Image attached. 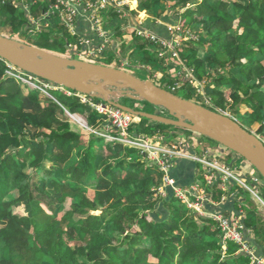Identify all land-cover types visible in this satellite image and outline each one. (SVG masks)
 Instances as JSON below:
<instances>
[{
  "label": "trees",
  "instance_id": "1",
  "mask_svg": "<svg viewBox=\"0 0 264 264\" xmlns=\"http://www.w3.org/2000/svg\"><path fill=\"white\" fill-rule=\"evenodd\" d=\"M139 1L142 10L169 24L178 21V11L186 8L183 23L202 26L203 43L207 45L204 57L195 47L187 49L188 67H194L201 79L206 74L212 78L209 86L213 84L210 92L214 106L202 105L227 110L221 91L227 86L230 116L249 131L258 124L257 134L263 137L264 0ZM166 4L173 11V19L168 17ZM27 25L16 6L0 4L1 34V29L22 32L32 40L31 45L62 53L67 52L68 42L75 40L67 30L52 29L53 22L32 39ZM148 26L160 34L168 31L151 19ZM121 30H117L118 35ZM143 50L148 52L145 47ZM115 57L105 58L104 65L111 66ZM150 62L154 65L157 60ZM9 64L0 58V264H250V255L237 253V243L224 244L215 219L203 221L198 213L192 214L173 188L163 183L165 173L147 153L118 141L106 142L98 131L83 134L72 128L65 115V110L84 114L96 130L105 126L96 110L77 96L51 90L55 93L51 98L38 88L24 85L8 75ZM209 70L220 72L212 76ZM173 81L170 78L168 86H160L171 88ZM126 98L131 99L124 96L122 100ZM94 100L105 102L97 97ZM243 104L248 110H241ZM171 127L177 126L141 117L131 132L154 137ZM111 128L109 132L117 134ZM178 132L170 131L164 141L173 140ZM192 132L195 138L187 139V147H197L199 137H203ZM163 185L166 196L162 201L155 194ZM223 193L218 189L215 198L220 200ZM237 196L243 197L239 202L245 207L244 193L238 190ZM21 203L24 214L14 211ZM244 222L256 234L246 230L248 242L257 254H264V218L258 215Z\"/></svg>",
  "mask_w": 264,
  "mask_h": 264
},
{
  "label": "rangeland",
  "instance_id": "2",
  "mask_svg": "<svg viewBox=\"0 0 264 264\" xmlns=\"http://www.w3.org/2000/svg\"><path fill=\"white\" fill-rule=\"evenodd\" d=\"M25 3L30 7L31 5V13L28 15V13L24 10V8H20L18 9L21 13L24 14V17L26 18V21L30 22V20L32 18H34V20H38L37 18L40 15V11L43 7H48V1L47 0H38L37 3L32 4L29 0H24ZM129 1L130 4H132V7H130V9L132 11H134V13H136L135 15L137 17L140 16V19L142 21H145L143 19H146V21H148V19H152V17L154 16L155 18L158 17L155 14H153V12L151 11H142V7L140 5V1L139 0H135V2L137 3L135 5V9H133V3L131 0H127ZM202 1V0H200ZM167 5V4H166ZM167 9H169V6H166ZM162 9V6H161ZM112 7H107L106 10L102 11L99 13V19L101 22V27H103L107 32L109 31H117L120 27H122L123 25H127L125 22L124 17H122L121 15L118 14H111L112 12ZM142 13L140 14L139 13ZM177 11V10H176ZM186 11V8L183 10L178 11L179 14H181L178 22L179 24L183 21V13ZM146 13V14H144ZM145 15V17H143ZM147 15V18H146ZM159 18V17H158ZM54 19V26H51L52 29L56 28L58 30H63L66 31L67 28L66 26L63 24L62 20L60 19V17L58 15H54L53 16ZM137 20V19H136ZM139 20V18H138ZM43 25L46 24V22L43 20L41 21ZM140 22V20H139ZM143 23V22H142ZM170 26V24H167ZM189 27L191 28L190 30L187 27H183L184 29H186L187 31H190L191 35H187L186 37H184V39L181 42V48L179 49V51L175 54L173 53L168 47H161L160 45L152 42L149 38H147L146 35H142L140 33H138V31L136 32L134 27L131 28H127V30L125 31V33L123 34H116V37L114 38L113 42L116 45H120L119 49H113L112 48V44L110 47H108V50L104 52L103 55H99L98 57H94V58H90L87 60H90L91 62H97L100 64H106L107 61L105 60V58L113 55L116 56L115 58L118 59L117 61V67L120 68H124L125 70L129 71L130 73L134 74L135 76L143 79V80H152L155 83L159 84V85H165L168 86L169 84V80L170 78L173 79V83H172V87H165L168 90H174V93H177L178 95H180L181 97H188V95H191L192 100L195 102H198L200 104L205 103L206 105H211L214 106L213 101H212V94L210 92L211 89V84L209 86V82L212 81V78L207 76L208 74H206L203 79L199 78L198 75L195 72V68L194 67H188L187 62L188 61V56H189V51L187 49H189L190 47H195V49L199 52V56L200 57H204L205 56V52L207 49V45L203 43V39L202 36H204L203 34V28L202 26H200L199 24L196 25H190ZM182 28V29H183ZM116 29V30H115ZM2 32L4 34H7L9 36H14L15 38H19L20 41L26 42V43H33L32 40L26 38L27 36L24 33H14L9 29H1ZM68 32V30H67ZM132 32V33H130ZM69 33V32H68ZM24 34V35H23ZM41 34L37 33L32 35V39H34L35 37H39ZM124 35H127L126 37H124ZM124 37V38H123ZM139 37V38H138ZM113 38V36H112ZM138 38V39H137ZM74 40V39H73ZM69 41V42H76L75 40L73 41ZM30 43V44H31ZM148 43H151L153 45H148ZM143 45H145V49H150L149 47H151V51L149 50L147 53H145V55L143 54L142 51H144V47ZM50 46V45H49ZM53 47V44L51 45L50 48ZM154 49V50H153ZM49 50V49H48ZM49 51L54 52L56 54L59 55H63V56H67L70 57V54L68 53V51L66 53H62L59 52L55 49H50ZM186 53V55L182 56V53ZM134 52V53H132ZM139 54L142 56H139ZM148 56H147V55ZM151 58V59H155L157 60L156 64H160L158 65H153L151 62H147L148 60H146L145 58ZM135 64V65H133ZM142 65L144 66V69L136 66V65ZM149 65V66H148ZM189 68V69H188ZM188 71L191 73L195 74L196 80L195 82H192L189 77L187 75H185L184 71ZM11 73H8V75L16 78L17 80H19L21 83H23L24 85L28 84L31 88H35L34 87V83L33 78H30V76H27L25 74H23L21 71H19V69L17 67L10 68ZM208 72H210L212 76H216V73L220 72L219 70L213 71V70H209ZM12 73H16L18 74L17 76H13ZM169 75V77H168ZM36 83V81H34ZM39 83V82H38ZM40 84V83H39ZM25 87V86H24ZM213 87V86H212ZM224 90L222 91L223 94V98L226 100L227 104H225V107H228L227 110H222L223 113H226L228 115L231 114V111H229V106L231 104V99H230V89L227 88V86H224ZM264 89V88H263ZM44 93V92H43ZM46 96H48L46 93H44ZM52 97L51 98H55V93H51ZM50 97V96H48ZM118 101L120 102V100H122L123 96H118V94L115 96ZM87 98V97H86ZM130 98V97H128ZM132 99V98H131ZM131 99H123L122 102L127 104L128 106L136 109V110H140V111H145V112H149V113H157L160 112L161 110H163V113H165L164 109L161 107H157V106H153L152 104H149L147 101L144 100H131ZM247 106L245 104H243L241 106V110L245 111L248 110V108H246ZM233 114V113H232ZM65 115L66 117L69 119L71 126L73 129L77 130V131H81L83 132V134L89 135L90 130L88 129L89 124L87 121V118L84 114L81 113H77V117L76 119L71 117L65 110ZM163 115V114H162ZM240 117V116H238ZM240 122V121H239ZM82 124L86 125V127H84ZM259 125L256 124L254 127V132L257 133V129H258ZM177 129V130H175ZM110 132L112 131V128L110 129ZM179 131L181 134H179V136H176L173 138V140L169 141V145L175 147V145H178V142L181 141V139L183 138V134L182 133H189L192 131H187L183 128H179V127H171L168 130H165L163 133H160V135H156V142H160V144H168V143H163L161 141L162 138L165 137V135L167 133H169L170 131ZM97 135L99 136H104L103 134H106L107 132V127H97L96 132ZM95 132V133H96ZM112 133V132H111ZM118 133V131H117ZM193 134V132H192ZM116 135V134H113ZM261 137V135H259ZM106 138V142L110 141H114L111 137L108 138L107 136H104ZM197 137V136H196ZM264 140V136L261 137ZM176 139L178 140V142L176 141ZM199 139H201V141H204L203 144H198L197 147V151L199 153V155H201L202 157H204L202 159V157H199V155H194L192 154L191 156L194 158H191L190 155L189 158L187 159H191V160H195L198 161L201 165H200V171L201 173H198V175L200 174V176H202L201 178H198L196 183H193L194 185H189V186H184L185 188L184 191L186 192L185 197L188 200L193 201V203L195 201H197L198 199H201L202 197L205 198V201H207L206 197L208 194L211 193H217L218 189L222 188L225 186V184L229 183L228 185H230V180H232L233 184L236 185L234 186V190L238 191H242L246 197V203H245V207L241 206V203L237 204L238 205V215L241 216L242 219H250L251 217H256V216H261L264 218V205L262 204V202L260 201L261 199L264 201V178L261 176V174L253 167H250V163H246L243 159V157H240L238 154L234 153L232 150H230L227 147H224L222 145H220L218 142L213 141L212 139H208L207 137H199ZM186 140V139H185ZM158 142V143H159ZM218 149L215 153H211L214 152L215 148ZM174 149V148H173ZM211 150L210 152L207 151ZM182 154V153H181ZM190 154V153H189ZM206 157V158H205ZM238 157V158H237ZM150 159V158H149ZM148 159V160H149ZM201 159V160H198ZM146 160L147 162H151V160ZM234 161V162H232ZM225 163V164H224ZM231 163V164H230ZM210 164H213L214 166L217 164L218 166L222 167L223 165L227 166L230 170H228V172H221V175L223 176V179H225L227 182H222L221 177L218 176V179L212 184V188L209 189L207 186L211 185L210 183H208L207 179H206V175H210L209 172H214L215 174H218L219 172L216 171H220L217 168H215V170H212V168L210 167ZM229 164V165H228ZM50 166V164H48ZM242 165L244 166L243 169H248V173L249 176L252 174H255L256 176H258L259 180L262 181L261 184H259L261 186V189H259V196L261 199H259L258 197H256L255 195H253L251 192H249L244 185L240 184L239 179L240 177L238 176V166ZM30 173H33L32 169H29ZM197 175V176H198ZM36 174H34V177L36 178ZM196 176V177H197ZM38 177V176H37ZM220 179V180H219ZM244 179H248V182L250 184H254V182H252V180L250 179V177L248 178H244ZM195 180V178H194ZM163 183H165L164 181V177H163ZM175 185L178 186V184L175 182ZM258 185V186H259ZM226 189V188H225ZM92 190V189H91ZM204 192V193H201ZM207 193V194H205ZM90 194L92 195L93 192L91 191ZM166 196V190L161 191V192H157L155 194V197L158 198L159 200L162 199V201L164 200ZM242 196L238 197V200L241 201ZM179 198V197H178ZM161 201V202H162ZM212 202H215V200H213ZM184 203V202H183ZM218 203V201H217ZM185 204V203H184ZM70 205V201L68 200V202L66 203V206L68 207ZM187 205V204H185ZM206 206V204H204L203 207H200V209L197 208H190V210L193 213H198L201 217V219L204 221L203 218H212L213 217L210 216V214H208V212L206 211V209L204 208ZM188 207V205H187ZM189 208V207H188ZM14 211L16 213H21L24 214L25 213V206L23 203H21L20 205L14 206ZM229 215V214H227ZM160 217H163L161 214L159 215ZM236 216V214L234 212H231L229 217H234ZM251 233L254 234V232L252 231ZM221 235V234H220ZM256 235V234H254ZM253 235V236H254ZM224 242V241H223ZM225 250V249H224ZM239 253V252H237ZM152 261H155L153 258H151Z\"/></svg>",
  "mask_w": 264,
  "mask_h": 264
},
{
  "label": "built area",
  "instance_id": "3",
  "mask_svg": "<svg viewBox=\"0 0 264 264\" xmlns=\"http://www.w3.org/2000/svg\"><path fill=\"white\" fill-rule=\"evenodd\" d=\"M31 3H37L38 0H29ZM48 1V7L43 9V15L42 18L46 22L45 25L42 24L40 20H34L32 18L27 25V31L29 35H34L37 33H41L44 29H47L52 24L51 17L54 15H58L60 19L62 20L63 24L66 26L68 32L73 36L76 37V42H68L67 44V51L70 54V57H75L79 59H83L86 61H90L87 59L101 56L105 51L108 50V47L113 44V38L107 32L103 27H101V22L99 19V13L106 10L107 7H112V11H115L117 13H120L122 17H126L130 15L132 10L130 7H132V4L129 3L127 0H47ZM11 3L12 5L19 7L21 4H24V0H0V4H7ZM130 6V7H129ZM24 10L28 13V15L31 13L30 7L25 3L24 4ZM136 10V9H135ZM30 16V15H29ZM80 16H88V18L92 21L94 26V32L98 35V37L101 39L100 43L95 45L93 40L86 38L84 36H81L77 33L76 30V23ZM136 25L134 26L135 31L142 35H146L147 38H149L152 42L160 45L161 47H168L173 53H177L179 49L181 48V42L188 34L191 35L190 31H187L183 27H187L189 30L191 29L189 25L186 23H183V21L179 24L178 21L171 23L170 26L168 25V31L170 33V38H161L157 34L153 33L149 29H146L143 26L142 21L139 22V20H135ZM183 28V29H182ZM10 68L15 66L9 64ZM19 69V68H18ZM189 69V68H188ZM23 74L30 76V78H33L34 87L40 89L44 93H46L48 96L52 97L51 90L52 91H60L68 96H77L81 99L83 103H87L91 108L96 110L100 115L103 117L101 120H103V123L107 127L106 134H103L104 136H107L108 138H112L114 141L121 142L129 147H134L140 149L142 152L147 153L151 160H154L161 171H163L164 174V181L166 185H169L173 188L175 194L177 197H179L185 204L188 205L189 208H197L200 209V207H203L205 203L211 202V194H208L205 201V198L198 199L193 203V201L186 199L184 191V187L178 185H175V180L170 177V170L174 167L175 161L177 158H183L187 157L189 152L184 151L182 149L184 142L182 139L180 142H178V145H175V147L168 144H160V142H156V136L150 137L146 134H133L131 132V129L139 124L141 122V117L134 115L124 109H121L117 106H113L107 102H101V101H95L94 97L91 95H86L74 90H71L69 88L64 87L63 85H59L47 80H44L42 78H39L31 73H28L26 71H23L19 69ZM185 75L189 77V79L192 82L197 81L195 74L184 71ZM8 73H11L9 70ZM13 76H17L18 74L12 73ZM36 81V83L34 82ZM40 84H39V83ZM175 92L174 90H171ZM87 97V98H86ZM67 113L76 119L77 113L72 114L68 110H66ZM159 114H163V110L160 112H157ZM84 127L86 125L82 124ZM104 126V127H105ZM113 126L118 133L116 135H113L109 132V128ZM88 129L92 132H96V130H93L90 126ZM99 133V132H97ZM191 138H195V135L192 134ZM189 138V139H191ZM188 139V140H189ZM161 141L163 143H166L164 139L162 138ZM187 141V139H186ZM174 148V149H173ZM182 153V154H181ZM203 159V158H202ZM201 160V159H198ZM210 167L212 170H215L217 168L221 172H228L230 170L227 166L223 165L222 167L218 166L217 164L214 166L213 164H210ZM210 175H206V179L208 183L211 185L218 179L217 175L214 172H209ZM240 177V176H239ZM252 182L254 184H250L248 182V179H244L240 177L239 182L240 184L244 185V187L251 192L256 197L260 198L259 189H261L262 181L259 180L258 176L255 174H252L249 176ZM248 178V177H247ZM221 179H223V176L221 175ZM224 182H227L225 179H223ZM232 181V180H230ZM259 185V186H258ZM164 185L160 186L158 189V192L164 191ZM204 193V192H201ZM207 194V193H205ZM187 195V194H186ZM188 196V195H187ZM262 204L264 205V201L260 200ZM211 217H213L218 223L219 227L223 233V241L224 244L227 243V241H233L239 245V249L237 252H243L245 254L250 255L251 261L250 264H264V254L258 255L255 250L252 248L250 243L248 242L247 238L245 237L246 230L249 232L250 230L247 229V226L244 222V219L241 218L240 215L229 217V215L220 214V213H208ZM252 231H250L251 233ZM224 249H226V246L224 245Z\"/></svg>",
  "mask_w": 264,
  "mask_h": 264
},
{
  "label": "water",
  "instance_id": "4",
  "mask_svg": "<svg viewBox=\"0 0 264 264\" xmlns=\"http://www.w3.org/2000/svg\"><path fill=\"white\" fill-rule=\"evenodd\" d=\"M0 58L39 78L100 98L134 115L197 132L243 157L264 178V140L226 113L181 97L125 69L59 55L1 33ZM117 94L166 109L169 116L136 110L119 102Z\"/></svg>",
  "mask_w": 264,
  "mask_h": 264
},
{
  "label": "crops",
  "instance_id": "5",
  "mask_svg": "<svg viewBox=\"0 0 264 264\" xmlns=\"http://www.w3.org/2000/svg\"><path fill=\"white\" fill-rule=\"evenodd\" d=\"M132 2H134L133 4V9H136L135 8V5L137 4L136 2H135V0H131ZM25 4V3H24ZM24 4H21L19 7H17L18 9H20V8H22L23 6H24ZM32 4H35V3H32ZM32 6V5H31ZM30 6V9L32 8ZM24 8V7H23ZM45 7H43L42 9H41V11H40V15H39V17L37 18L38 20H40V21H43V18H42V15H43V9H44ZM31 11V10H30ZM143 11V10H142ZM146 10H144L143 12H145ZM168 14H169V16L168 17H170V18H172V16H173V11H172V9H167V11H166ZM139 13H140V11H139ZM166 13V14H167ZM136 13H134V11H132V13L130 14V15H128V16H126V17H124V19H125V22H126V24H127V22H128V24L127 25H123L121 28H122V30H121V34H123V33H125V31L127 30V28H131V27H134L133 26V23H134V21L137 19L138 20V18H139V20L140 21H142L141 19H140V16L141 15H138L139 17H137L136 15H135ZM140 14H142V13H140ZM144 14H146V13H144ZM171 14V15H170ZM143 17H145V15L143 16ZM131 18H133V20H131ZM146 18H147V15H146ZM173 19V18H172ZM51 20H52V22L54 23V19H53V17H51ZM143 20H145V21H142L143 22V26L144 27H146V24H147V22L148 21H146V19H143ZM152 21H156L158 24H160V25H164V27L166 26L167 27V24L169 23L167 20H164V19H162V18H158V17H152V19H151ZM149 27V26H148ZM94 26H93V23H92V21L88 18V16H80L79 18H78V20H77V23H76V30H77V33L79 34V35H81V36H84V37H86V38H89V39H91V40H93V42L95 43V45L97 44H99L100 43V41H101V39L98 37V35L94 32ZM147 28V27H146ZM126 29V30H125ZM147 29H149L150 31H152L153 33H155V34H157L159 37H161V38H166V39H168L167 37H168V35H169V33H168V31L166 30V31H163L164 33H162V34H160V33H157V31H155L151 26L149 27V28H147ZM116 30V29H115ZM109 32V31H108ZM130 33H132V32H130ZM109 34L111 35V36H113V40H114V38L116 37V34L118 35V33H117V31H110L109 32ZM115 36V37H114ZM127 35H124V37H126ZM123 37V38H124ZM76 38V37H75ZM119 46L120 45H116L115 46V43L113 42V44H112V48L113 49H119ZM150 49H148V51L150 50L151 51V47H149ZM154 50V49H153ZM132 53H134V52H132ZM104 54V53H103ZM102 54V55H103ZM143 54L145 55V53L143 52ZM142 55V54H141ZM140 54H139V56H141ZM115 57V56H114ZM142 57V56H141ZM146 60H148L147 62H150L152 59L151 58H149V57H147V58H145ZM117 61H118V59H116L115 58V60L113 61V63L111 64V66H114V65H117L116 63H117ZM133 65H135V64H133ZM155 65V64H154ZM156 65H160V64H156ZM136 66H139V67H141V68H143L144 69V66H142V65H136ZM149 66V65H148ZM114 67H117V66H114ZM118 68H120V67H118ZM122 69H124V68H122ZM170 87H172V85H169ZM179 134H181L180 132H178V135L177 136H179ZM183 134V138H182V140L183 141H185L184 142V145H183V147H182V149L184 150V151H187V152H189L190 154H198L199 155V153H198V151H197V147H198V145H197V147H195L194 145H192V146H190V147H187L186 146V144H187V141L185 140V139H189V138H191L192 137V134L189 132V133H182ZM180 137V136H179ZM181 138V137H180ZM174 141V140H173ZM176 141H177V139H176ZM204 143V141H199V143L198 144H203ZM195 144H197V143H195ZM215 148V147H214ZM218 149H216L215 148V150H214V152H211V153H215L216 151H217ZM207 151L208 152H210L211 150H208L207 149ZM200 157H202L201 155H199ZM202 158H204V157H202ZM206 158V157H205ZM238 158V157H237ZM196 161H193V160H191V159H187V157H183V158H179V159H176V161H175V165H174V167H173V169L170 171V177L171 178H173L175 181H177L178 183H179V185L180 186H182V187H184V186H189V185H194L193 183H196V182H198L197 180L196 181H194V178H198V177H196V175H198V173H201V171H200V166H196V164L197 163H195ZM232 162H234V161H232ZM225 164V163H224ZM231 164V163H230ZM229 165V164H228ZM202 166V165H201ZM239 168H238V173H239V175L238 176H240V177H242V178H247V177H249V174L250 173H248V169H243V167L244 166H242V165H239L238 166ZM199 168V169H198ZM217 175V177L219 176V177H221V174L220 173H218V174H216ZM222 181H224L223 179H222ZM233 181H230V185H228L229 183H227V184H225V186L224 187H222L220 190H223L224 191V193H223V196L221 197V199L220 200H217L216 198H215V196L217 195V193L215 194H213L212 193V196H211V202H207V203H205L206 204V206L204 207L205 209H206V211L208 212V213H220V214H225V215H227V214H229L230 215V213L231 212H234L235 214H237L238 215V213H236V212H238V210H237V208H238V205L237 204H239L240 202H239V200H238V196H237V191L236 190H234V186H236V185H234L233 183H232ZM185 188V187H184ZM226 188V189H225ZM213 200H215V202H212ZM217 201H218V203H217ZM256 252V251H255ZM259 255V254H258Z\"/></svg>",
  "mask_w": 264,
  "mask_h": 264
}]
</instances>
